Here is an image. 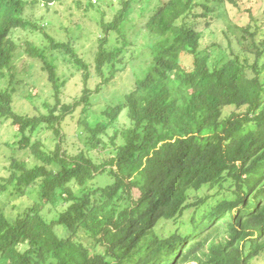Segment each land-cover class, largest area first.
I'll list each match as a JSON object with an SVG mask.
<instances>
[{
  "label": "trees",
  "instance_id": "obj_1",
  "mask_svg": "<svg viewBox=\"0 0 264 264\" xmlns=\"http://www.w3.org/2000/svg\"><path fill=\"white\" fill-rule=\"evenodd\" d=\"M27 4L0 0V80L16 54L11 31L42 30L25 17ZM212 9L199 0H161L146 22L148 31L160 37L151 47V65L125 102L108 106L102 121L87 126L89 140L105 147L100 134L126 108L130 125L114 129L112 154L100 164L86 153L68 158L61 151V121L70 104L29 116L14 110L11 89L0 88V118L15 128L14 146L29 149L40 162L29 167L12 158L5 180L18 189L38 185L42 199L53 205L59 197L65 200L51 219L34 207L14 219L0 211V264H251L264 251V82L257 63L249 77L237 55L222 64L209 63L201 41L211 34L206 15ZM124 11L104 25L105 31L116 30ZM44 35L53 48L75 58L87 87L90 65L69 43ZM239 38L250 40L256 59L263 57L264 42H255L249 26L242 27ZM105 42L94 65L106 82L115 75L122 50H105ZM26 44L56 87V66L44 50ZM182 53L191 57L189 69L179 63ZM82 92L87 100L88 88ZM227 106L234 109L224 115ZM40 127L52 130V149L41 140L30 141L29 133ZM99 174L111 182L88 185ZM205 186L217 188L221 196L190 194ZM119 198L127 199L122 209L116 206ZM160 221H172L173 227L159 233ZM81 232L103 250L84 245Z\"/></svg>",
  "mask_w": 264,
  "mask_h": 264
},
{
  "label": "rangeland",
  "instance_id": "obj_2",
  "mask_svg": "<svg viewBox=\"0 0 264 264\" xmlns=\"http://www.w3.org/2000/svg\"><path fill=\"white\" fill-rule=\"evenodd\" d=\"M123 1L125 0H53L47 3L45 0H28L24 15L36 21L42 30L16 28L10 33L17 49L11 69L5 71L0 80V88L11 89L14 110L29 116L45 114L53 106L60 111L62 104H70L61 121L63 135L61 151H64L68 158L83 152L96 164H100L109 153L112 154L109 139L114 134V129L130 125L126 108L122 110L117 120L100 134L105 147L96 146L89 140L91 131L87 126L92 127L96 122L102 121L100 115L108 106L125 102V96L134 87L135 80L141 78L151 65L153 59L151 47L160 41V37L148 31L146 22L158 8L161 0H130L128 7L123 5ZM199 1L208 2L213 8V12L209 11L206 15L208 22L206 32L210 31L211 34L203 36L201 41V50L208 56L209 63L222 64L237 55L246 66L249 77L255 75L256 62L259 77L264 82V53L262 58L256 59V51L252 49L250 40L245 39L242 42L239 38L242 27L249 26L250 31L254 32L255 42H264V0ZM217 1L220 3L214 6ZM122 11L126 12V15L116 30L105 31L104 25ZM45 32L55 41L69 43L71 48L90 65L87 87L84 85L82 70L78 68L75 58L62 48H53L48 37L44 35ZM104 39L105 50L118 47L122 50L120 59L114 66L117 69L115 75L106 82L96 73L94 65L100 43ZM26 43H32L36 48L44 50L48 59L56 66V87L42 68L40 59L27 51ZM256 46L259 47L261 44ZM179 63L189 69L192 65L190 55L182 53ZM104 72L107 70L104 69ZM83 88H88L87 100L82 99ZM233 109V106L225 107L224 115ZM86 121L89 125H86ZM53 136L52 130L46 127L29 133L31 142L41 140L48 149H52L56 142ZM13 141H17L15 128L9 119L0 118V211L14 219L24 214L28 208L34 207L43 217L53 218L65 205L64 199L59 197L53 205L42 199L38 185L21 186L18 189L13 182L5 180L10 173L9 165L12 158L26 162L29 167L40 163L29 149H19L14 146ZM109 182L111 179L107 175L99 174L88 185H106ZM70 185L74 190L79 188L75 183ZM217 192V188L205 186L190 194L208 196L215 200L221 196L216 195ZM126 204V198L116 199L117 208L122 209ZM188 215L189 212L185 214ZM172 227V221H160L156 229L159 233H167ZM59 230L60 234L64 235L65 229L61 227ZM79 240L92 251L103 250L101 246L95 247L94 241L85 232L80 233ZM251 264H264V251L252 259Z\"/></svg>",
  "mask_w": 264,
  "mask_h": 264
}]
</instances>
